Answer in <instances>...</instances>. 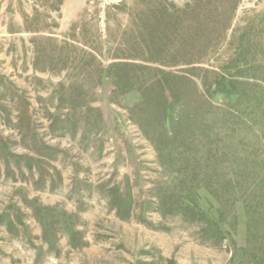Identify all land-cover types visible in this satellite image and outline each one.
I'll use <instances>...</instances> for the list:
<instances>
[{
  "label": "rangeland",
  "instance_id": "rangeland-1",
  "mask_svg": "<svg viewBox=\"0 0 264 264\" xmlns=\"http://www.w3.org/2000/svg\"><path fill=\"white\" fill-rule=\"evenodd\" d=\"M0 264H264V0H0Z\"/></svg>",
  "mask_w": 264,
  "mask_h": 264
}]
</instances>
